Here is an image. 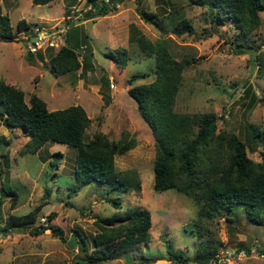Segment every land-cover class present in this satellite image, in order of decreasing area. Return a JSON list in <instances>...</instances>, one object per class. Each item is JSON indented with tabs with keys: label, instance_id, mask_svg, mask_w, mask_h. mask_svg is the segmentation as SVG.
<instances>
[{
	"label": "rangeland",
	"instance_id": "1",
	"mask_svg": "<svg viewBox=\"0 0 264 264\" xmlns=\"http://www.w3.org/2000/svg\"><path fill=\"white\" fill-rule=\"evenodd\" d=\"M171 2L172 5L163 0H114L107 5L105 13L95 14L87 0H51L36 4L31 0H0V13H7L13 27L22 17L32 24H42L44 29L57 28V45L52 48L53 52L68 43L76 50L80 62L74 71L55 74L45 54L50 48L39 49L43 53L40 59L34 54L27 60L25 47L13 37L11 41L0 40V79L20 88L25 100L29 94L38 95L48 109L81 105L90 119L85 128L87 136L98 131L117 138L126 131L128 136L134 137L135 144L124 153L114 155V168L120 172L135 168L140 183L138 190L130 188L118 193L107 192V186L96 181L77 184L73 176V146L48 140L35 153L20 152L29 137L19 127H6L0 120L3 137L0 152L6 155L5 160L0 156V182L16 193L13 198L0 193L2 219L10 213L23 214L38 205L41 212L38 224L40 221L54 225L64 236L61 240L47 227L38 232L25 227L0 231V264H175L167 259L166 246L173 250L179 248L189 257L208 239L215 243L220 241L218 249H246L247 253L241 258L223 264H264V223L252 222L242 205L224 211L231 220L223 217V212L211 219H200V231L203 228L205 232L198 235L192 225L197 209L192 199L174 188L153 190L152 134L126 92L131 84L148 82L154 77L153 56L145 55L135 42L129 41L130 30L137 28L149 40L163 37L175 59H190L181 71L174 110L213 111L218 129L231 130L255 147L257 141L250 136L245 123L263 126L264 101L256 102L247 112L244 105L249 93L244 94V88L249 87L264 96V79L256 76L252 58L254 52L264 49L261 43L264 9L259 11L260 24L243 39L237 37L242 48L249 44L253 49L238 52L234 50V30L226 21L223 24L211 22L203 5H187L184 0ZM95 4L99 6L101 0H95ZM174 6L181 8L180 15L189 20L192 33L177 35L170 31L166 12ZM138 7L161 17L162 28L140 18ZM14 31L16 34L18 30ZM118 47L127 50L124 64L105 55ZM89 60L91 67L85 69L83 64ZM246 152L252 159H258L256 152L249 149ZM104 195L116 196L118 207L105 201ZM134 206L149 211L146 241L108 260L76 262L78 258H85V250L94 245L91 235L98 227L93 214L104 216ZM52 211L54 215L48 218L47 213ZM74 229L84 234L85 243L79 241ZM70 235L74 241L68 246L66 240Z\"/></svg>",
	"mask_w": 264,
	"mask_h": 264
},
{
	"label": "trees",
	"instance_id": "2",
	"mask_svg": "<svg viewBox=\"0 0 264 264\" xmlns=\"http://www.w3.org/2000/svg\"><path fill=\"white\" fill-rule=\"evenodd\" d=\"M31 1L36 4L51 0ZM87 1L91 3L95 14L105 13L107 5L114 2V0L107 2L101 0L98 6L95 0ZM163 1L172 3V0ZM184 1L187 5L205 6L211 22L223 24L226 21L234 30L235 51L243 52L252 48L249 44L242 48L237 37L243 39L260 24L259 11L264 9V0ZM180 9L174 6L166 12L170 19V31L177 35L183 32L192 33V25L184 15H180ZM137 14L143 20L162 28V19L155 12L138 7ZM31 24L20 17L13 27L7 13H0V40L11 41L15 36L14 29H26ZM128 39L130 42H135L145 55H152L154 58V77L148 82L131 84L126 89L152 134L153 190L174 188L190 197L197 207L196 218L192 225L198 235L201 231L205 232L203 228L200 231L202 225L200 219H211L223 212V217L231 220L224 211H230L235 205H242L246 216L252 222L264 223V124L257 126L251 122L245 123L249 127L250 136L257 141L254 147L253 143H246L231 130L218 129L217 116L213 111L174 110V98L181 84V71L189 64L190 59L187 57L175 59L163 37L149 40L137 28L130 30ZM261 43H264V39ZM48 48L51 51L45 54L48 56V65L55 74L74 71L79 67L80 62L73 46L64 43L54 52L51 47ZM34 54L39 59L43 55L39 49L34 53L26 51V59L31 60ZM105 55L121 64H124L128 58L125 47L107 51ZM86 58L88 57L85 53L84 59ZM252 58L256 76L264 79V49L254 52ZM83 67L89 69L91 60L85 62ZM244 89V94L249 93L244 109L249 112L256 102L264 101V96L256 94L249 87ZM0 120L6 127H19L22 133L29 137L23 143L20 152L35 153L48 140L73 146V176L77 184L96 181L106 185L107 192L115 193L130 188L139 189L140 183L135 176V168H126L120 172L115 170L113 163L114 155L124 153L135 144L134 137L128 136L126 131H122L117 138H109L98 131L87 136L85 128L90 119L79 104L48 109L44 100L38 95L29 94L25 100L20 88L0 79ZM2 141L6 142L4 139ZM247 149L256 152L258 159L249 157ZM0 156L4 158L3 160L6 159L4 152H0ZM0 193L11 198L16 195L10 186L3 185L2 182H0ZM104 196L105 201L110 202L113 207H118L116 196ZM1 201L2 198L0 204ZM40 215L38 205L23 214L10 213L3 219L0 214V222L3 221L0 231L25 227L38 232L47 227L64 240L62 231L58 227L44 225L40 221L38 224ZM53 215L52 211L46 216L51 218ZM93 220L98 227V231L91 235L94 245L90 250H85V258H78L76 262L96 263L108 260L127 252L140 241L147 240L150 215L146 208L134 206L104 216L93 214ZM73 231L79 241L86 242L84 234L79 229ZM220 244V241L215 243V240L208 239L189 257L179 248L173 250L170 246H166L165 250L170 263L204 264L213 260ZM84 248L86 249V246Z\"/></svg>",
	"mask_w": 264,
	"mask_h": 264
},
{
	"label": "built area",
	"instance_id": "3",
	"mask_svg": "<svg viewBox=\"0 0 264 264\" xmlns=\"http://www.w3.org/2000/svg\"><path fill=\"white\" fill-rule=\"evenodd\" d=\"M104 1L107 2L108 0ZM58 31L59 30L55 27L51 29H44L42 24L35 23L28 26V28L23 29L21 33L18 30L14 38H17V40L21 41L26 51L34 53L38 49L48 47L53 48L55 45H57L58 37H56V35L58 34ZM40 218L43 219L42 217ZM228 250L233 253L230 254ZM228 250L222 247L219 248L216 251L213 260L205 262L204 264H223V262L230 259L241 258L247 253L246 249L244 250V248H239L235 251H233V248H229Z\"/></svg>",
	"mask_w": 264,
	"mask_h": 264
},
{
	"label": "water",
	"instance_id": "4",
	"mask_svg": "<svg viewBox=\"0 0 264 264\" xmlns=\"http://www.w3.org/2000/svg\"><path fill=\"white\" fill-rule=\"evenodd\" d=\"M73 236L72 235H70V237L66 240V244L68 245V246H70L72 243H73Z\"/></svg>",
	"mask_w": 264,
	"mask_h": 264
}]
</instances>
